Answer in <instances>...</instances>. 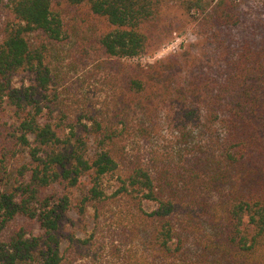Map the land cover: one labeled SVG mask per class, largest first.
<instances>
[{
	"label": "trees",
	"instance_id": "obj_1",
	"mask_svg": "<svg viewBox=\"0 0 264 264\" xmlns=\"http://www.w3.org/2000/svg\"><path fill=\"white\" fill-rule=\"evenodd\" d=\"M0 264H264V4L0 0Z\"/></svg>",
	"mask_w": 264,
	"mask_h": 264
},
{
	"label": "rangeland",
	"instance_id": "obj_2",
	"mask_svg": "<svg viewBox=\"0 0 264 264\" xmlns=\"http://www.w3.org/2000/svg\"><path fill=\"white\" fill-rule=\"evenodd\" d=\"M260 2L264 4V0H260ZM193 40H194V36L191 35L190 32H188L180 37H175L171 43H168L167 45L163 46L156 54H154L153 57L151 58L142 57L140 59H135V60H137L140 63H151L156 59H159L170 53L177 51L182 42H191ZM72 221L76 226L80 225L78 218L74 214L72 215Z\"/></svg>",
	"mask_w": 264,
	"mask_h": 264
}]
</instances>
